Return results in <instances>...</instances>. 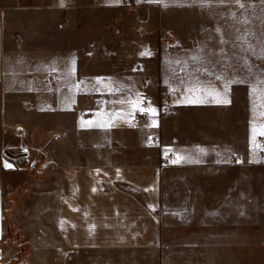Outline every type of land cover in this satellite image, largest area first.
Segmentation results:
<instances>
[{
	"label": "crops",
	"instance_id": "obj_1",
	"mask_svg": "<svg viewBox=\"0 0 264 264\" xmlns=\"http://www.w3.org/2000/svg\"><path fill=\"white\" fill-rule=\"evenodd\" d=\"M263 139L264 0H0V264H171L173 171L214 174L219 208L249 217L248 239H217L248 254L215 264H264Z\"/></svg>",
	"mask_w": 264,
	"mask_h": 264
},
{
	"label": "rangeland",
	"instance_id": "obj_2",
	"mask_svg": "<svg viewBox=\"0 0 264 264\" xmlns=\"http://www.w3.org/2000/svg\"><path fill=\"white\" fill-rule=\"evenodd\" d=\"M207 175L205 178L190 177L187 185L184 183L183 172L173 171L168 178H165L167 180L163 186L165 207L162 210V216L165 228L169 229L164 234L168 240H171V249H169L171 264H184L183 260L187 258L191 259V264H215L218 255L226 257L233 254V251L241 256L248 254L247 248L217 247L219 236L220 239L222 236L224 239H231L233 236L243 240L248 239L250 233L247 231L246 222L249 217L232 216L227 213L225 207L221 210L216 200L214 174ZM188 186L190 187L187 189ZM260 219L263 217H255L256 221ZM234 222L241 225V231L233 234L232 232L217 233L215 230L218 223L232 224ZM185 223L196 227V230H181ZM199 227L205 230L200 231ZM255 236H257L256 233ZM45 253L47 251L43 254ZM20 254L22 255L23 251ZM48 254H54L53 249H49Z\"/></svg>",
	"mask_w": 264,
	"mask_h": 264
},
{
	"label": "built area",
	"instance_id": "obj_3",
	"mask_svg": "<svg viewBox=\"0 0 264 264\" xmlns=\"http://www.w3.org/2000/svg\"><path fill=\"white\" fill-rule=\"evenodd\" d=\"M140 20V17H137ZM51 76L48 77V80ZM153 86L150 77H144L142 81L141 92L139 95V114L133 119L132 125L135 127L142 126L150 117L151 108L154 106L150 87ZM157 116L160 119H166L172 116L173 107L170 101V95L167 89H159V99L156 104ZM258 155L264 158V139L259 144ZM18 162L24 168H29L33 164L32 154L27 147H21L16 155Z\"/></svg>",
	"mask_w": 264,
	"mask_h": 264
},
{
	"label": "snow or ice",
	"instance_id": "obj_4",
	"mask_svg": "<svg viewBox=\"0 0 264 264\" xmlns=\"http://www.w3.org/2000/svg\"><path fill=\"white\" fill-rule=\"evenodd\" d=\"M153 111H154V110H153ZM89 123H91V122H89ZM176 162H177V161H175V160L173 161V163H176ZM6 166H7V167H10V165H6Z\"/></svg>",
	"mask_w": 264,
	"mask_h": 264
}]
</instances>
